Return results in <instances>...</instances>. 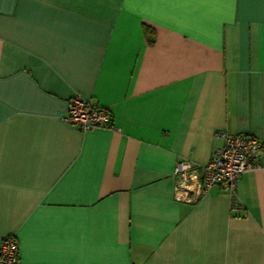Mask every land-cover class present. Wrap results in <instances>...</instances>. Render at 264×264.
I'll return each instance as SVG.
<instances>
[{
    "label": "crops",
    "instance_id": "obj_1",
    "mask_svg": "<svg viewBox=\"0 0 264 264\" xmlns=\"http://www.w3.org/2000/svg\"><path fill=\"white\" fill-rule=\"evenodd\" d=\"M112 129L65 121L72 98ZM264 158V0H5L0 240L17 264H264V170L174 200L181 161ZM197 171V176L199 175Z\"/></svg>",
    "mask_w": 264,
    "mask_h": 264
},
{
    "label": "built area",
    "instance_id": "obj_2",
    "mask_svg": "<svg viewBox=\"0 0 264 264\" xmlns=\"http://www.w3.org/2000/svg\"><path fill=\"white\" fill-rule=\"evenodd\" d=\"M65 121L82 132L92 129H112V115L107 108L74 97L68 105ZM223 143L212 152L205 165L179 162L174 171V200L194 204L210 188L221 187L229 196L233 210L238 208L236 188L241 176L251 170H264L262 143L249 135L230 136L217 133ZM197 171L199 175L197 176ZM18 248L12 237L0 240V264H17Z\"/></svg>",
    "mask_w": 264,
    "mask_h": 264
},
{
    "label": "snow or ice",
    "instance_id": "obj_3",
    "mask_svg": "<svg viewBox=\"0 0 264 264\" xmlns=\"http://www.w3.org/2000/svg\"><path fill=\"white\" fill-rule=\"evenodd\" d=\"M4 2H5V0H0V7H2Z\"/></svg>",
    "mask_w": 264,
    "mask_h": 264
}]
</instances>
